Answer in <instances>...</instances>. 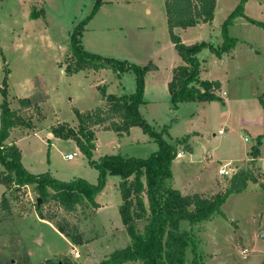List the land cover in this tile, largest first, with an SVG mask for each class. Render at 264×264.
I'll return each instance as SVG.
<instances>
[{"label": "rangeland", "instance_id": "rangeland-1", "mask_svg": "<svg viewBox=\"0 0 264 264\" xmlns=\"http://www.w3.org/2000/svg\"><path fill=\"white\" fill-rule=\"evenodd\" d=\"M94 3L95 0H0V45L10 68L13 90L28 93L33 96L34 103L44 105H39L41 113L32 107L18 109L26 115L29 112L34 118L33 123H40L37 134L20 141L25 151V164L37 172L50 170L63 181L84 178L96 184L98 170L75 148V142L55 138L49 143L46 126L53 117L70 121L73 100L82 108H91L92 94H100L95 81L105 86L108 93L129 95L134 92L136 75L130 69L114 72L109 68L95 75L79 74L74 79L64 75L63 78L59 67L65 68L67 61L73 58L69 40L75 26L85 20L77 36L85 51L147 66L144 86L148 81L160 82L163 87L170 69L181 61V57L169 37L164 0H112L102 3L92 13ZM240 4L246 16L237 13L226 26V34L235 41V57L220 58L222 55L218 57L209 47L222 45V24ZM248 17L264 22V0H216L211 23L197 24L180 34L186 43L210 45L197 52L196 58L200 66L206 67L209 78L225 82L229 104L222 105L218 99L210 103L185 102L173 109L168 102L164 106L151 103L141 110L145 121L154 130H163L164 140L175 144L178 151H181L182 143L193 147L191 158L175 157L171 162L174 188L189 186L194 190L209 191L217 178L228 176L220 175L218 168L229 159L232 168L244 165L253 146H258L257 157L264 171V111L257 98L264 93V72L260 63L262 56L249 47L254 42H261L264 27L248 21ZM2 76L0 56V82ZM196 83L193 82L198 86ZM48 86L55 90L46 91ZM219 91L217 89L215 93ZM13 104L18 107V100ZM227 116L229 121L223 124ZM243 116L250 120H242ZM218 129L223 134H219ZM137 130L140 133L133 130L121 136L111 130H100L96 136L99 149H93L92 153L147 157L155 145L143 144L139 137L142 129ZM72 151H77L78 155L72 159L63 157ZM187 162H191L189 167ZM0 172L6 173L2 165ZM254 173L258 181H264L262 171ZM118 179V175H107L99 196L96 195L95 200L103 203L102 209H93L83 200L74 211L67 212L53 200L40 201L52 227L57 229L56 224H59L70 232L77 230L80 244H74L66 237L68 243L31 215L19 222L10 219V214L20 217L21 212L35 209L38 194L32 184H16L5 189L11 209L7 213L0 206V264H20L26 256L33 264L44 257L60 261L69 257L76 264H99L113 250L128 245L130 237L118 210L121 203ZM222 183L220 192L224 191L227 181ZM3 190L4 186L0 184V195ZM143 199L148 208L146 192ZM221 210L225 216L218 214L210 221L192 225L187 220L180 221L179 228L190 231L194 240L184 264H191L194 256L202 264H264V190L259 183L249 182L242 192L230 194L221 204ZM137 223L140 229L145 224L143 220ZM17 228L31 229L33 236L40 235L39 243L30 238L21 242ZM244 247L249 253L243 258L241 250Z\"/></svg>", "mask_w": 264, "mask_h": 264}, {"label": "trees", "instance_id": "trees-1", "mask_svg": "<svg viewBox=\"0 0 264 264\" xmlns=\"http://www.w3.org/2000/svg\"><path fill=\"white\" fill-rule=\"evenodd\" d=\"M103 0H95L92 13ZM216 0H164L167 29L170 40L178 55L183 61L173 69L172 79L168 82L171 107L174 109L180 102L211 101L218 100L215 90L220 87L218 81L199 80V61L196 53L208 45L205 42L185 44L180 36L174 32L175 27L187 28L197 23H211L214 18ZM241 4L224 20L222 24L223 43L221 46L209 48L219 57L230 51L235 44L234 38L226 34V26L231 22V17L242 13ZM91 13V14H92ZM35 16V15H34ZM264 27L261 22L249 19ZM79 22L73 29L69 49L73 58L67 61L64 68L65 75H72L80 70L92 68H111L114 72L132 70L135 77V91L129 95L117 96L107 93L104 86L97 87L103 105L80 111L73 108L77 120V126L66 121L56 122L50 130L54 137L60 139H72L80 152L87 157L90 165L98 170V182H88L84 178H74L63 181L54 178L49 172L32 174L21 163V150L14 143H6L12 128H34L33 117L18 111L19 108L37 109L40 107L32 103L28 98H18L19 108L10 107L8 77L10 68L6 62V56L0 46L3 76L0 82V165L6 169V173L0 172V184L6 189L12 185H34L42 203L55 201L63 210L74 211L83 200L93 209L100 205L95 201V196L102 190L107 175L115 174L120 177L118 190L121 203L118 210L122 224L130 237V243L123 248L115 249L109 253L99 264H126L138 262L139 264H184L189 246L194 245L191 232L179 228L180 221L187 220L191 225L201 221H210L220 214L221 204L230 194L242 192L247 183H259L264 190V181H258L255 171V159L258 155V146L252 147L250 167L242 168L234 172L225 184L224 191L216 192L211 196L201 194H182L178 189L167 184L171 181V162L177 155V147L173 143L164 140L162 131H156L148 124L139 113L138 107L143 102V75L147 66L140 67L124 60L116 58H104L98 54L85 51L78 39L82 24ZM193 82H197L195 86ZM259 101L264 109V100ZM25 110V111H26ZM139 126L158 143V150L147 158L124 157L120 154L100 156L92 159V150L95 148V128L102 127L114 131L117 134L127 132L131 126ZM178 143V142H177ZM189 151L190 146H186ZM52 191V193H51ZM146 192L148 208H146L143 193ZM2 209L10 212L11 206L5 191L0 197ZM35 211L39 218L50 221L43 213L42 204L35 203ZM145 224L140 229L138 221ZM57 230L65 237L70 238L74 244H80V236L77 230L70 232L56 224ZM2 264H10L8 262ZM20 264H33L26 256ZM34 264H76L69 257L63 260L46 258ZM191 264H202L197 257L192 258Z\"/></svg>", "mask_w": 264, "mask_h": 264}, {"label": "crops", "instance_id": "crops-1", "mask_svg": "<svg viewBox=\"0 0 264 264\" xmlns=\"http://www.w3.org/2000/svg\"><path fill=\"white\" fill-rule=\"evenodd\" d=\"M123 1H126V2H130L131 0H123ZM39 2H41V1H39ZM106 2H112V0H103V4H105ZM102 4V5H103ZM215 12V11H214ZM243 15H244V17L246 16L244 13H243ZM30 17V16H29ZM166 19V18H165ZM249 19H252V20H254L253 18H250V17H248L247 18V20L249 21ZM254 21H256V20H254ZM251 22V21H250ZM261 23H263L264 24V22H261ZM198 25H202V24H208V23H203V22H201V23H197ZM196 24V25H197ZM166 25H167V22H166ZM195 26V25H194ZM193 26H190V27H187V28H185V29H183V28H180V27H175L174 28V32L176 33V34H178L179 36H180V38H181V35L180 34H182V32L183 31H185V30H188V29H190V28H192ZM182 40V39H181ZM263 40H264V36H263V38H262V40H261V42L260 41H257V42H254V43H252L249 47H250V49H252V50H254V52H256V54L257 55H259V56H262L261 57V60H260V63L263 65V72H264V46L262 45V42H263ZM183 42H185L184 40H182ZM185 44H191V43H186L185 42ZM1 46V45H0ZM235 45H234V47L229 51V52H226V53H223L222 54V56L220 57V58H224V57H228V56H231L232 58H234L235 57ZM61 61H57L56 63H60ZM184 63H183V61H182V59H181V61L179 62V63H177L176 65H173L172 66V68L170 69L171 71H170V74L168 75V77H167V79L165 80V82L164 83H162V85H163V87L161 86V84H160V82H148V81H146V84H145V86H144V91H143V102L139 105V107H138V109H139V113L141 114V110L142 109H145L146 107H147V105H150L151 103H153V104H156V105H162V106H164L167 102L169 103V104H171V102H170V93H169V90H168V82L172 79V76H173V69L175 68V67H177V66H179V65H183ZM200 71H199V77H200V80H210V81H218L219 83H220V87L218 88V89H220V91H219V93L218 94H216V95H218L219 96V101H221V104L222 105H226V104H229L230 102V100H229V98H228V92L226 91V86H225V82L223 81V80H221V79H214V78H209L208 77V73H207V71H206V67H204V65H201L200 67ZM105 69H109V68H100V69H98V70H94V69H92V68H87V69H83V70H80V71H78V72H76V73H73L72 75H68V76H66L65 75V73H64V68H62V66L61 67H59V71L61 72V74H62V77L64 78L65 76L66 77H69L70 79H74V77H76L77 75H79V74H82L83 76H87L88 74H92V75H95V74H98L99 72H103ZM262 72V73H263ZM65 75V76H64ZM10 76H11V73L9 74V77H8V85H9V99H10V107L11 108H13V109H18L19 108V105H18V107H16V106H14V101L15 100H17L18 98H23V97H26V98H28L29 100H31V102L32 103H34V102H36L34 99H33V96H31L30 94H28V93H20V91H17V90H13V88H12V83H11V80L9 79L10 78ZM99 81H95L94 82V84L96 85V86H99V85H101V86H103L101 83H99ZM49 85H51V84H49ZM136 86V85H135ZM105 87V86H104ZM48 89H45L46 91L47 90H49V91H54L55 90V88H53V86H48L47 87ZM135 88V87H134ZM133 91H135V89L133 90ZM107 92V91H106ZM108 93V92H107ZM113 94V93H112ZM115 95H117V96H120V95H118V94H115ZM260 97H262V99L264 100V93L263 94H260V95H258V101H259V98ZM216 101H218V100H211V101H188V102H201V103H210V102H216ZM1 102V101H0ZM73 102H74V104L73 105H71V107L72 108H76V109H78V108H80V109H78V110H80V111H84V110H88V108L86 109V108H82V107H80V105L78 104V102L76 101V100H73ZM37 103H39V105L42 107H44V105H42V103L41 102H37ZM103 103H104V100L101 98V95L100 94H98V92H94V94H92V96H91V103L90 104H93V106H91V108H94V107H96V106H101V105H103ZM181 103H185V102H180L179 104H181ZM259 103H260V101H259ZM261 104V103H260ZM261 107H262V105H261ZM91 108H89V109H91ZM83 109V110H82ZM262 109H263V107H262ZM263 111H264V109H263ZM43 112V111H42ZM261 112H262V110H261ZM44 114V113H43ZM142 115V114H141ZM45 116V115H44ZM143 116V115H142ZM228 119V116L225 118V120H223V124H224V122L226 121H229V119ZM246 120V121H249L250 120V118H248L247 116H243V118H242V120ZM33 120H34V118H33ZM43 120V119H42ZM62 122V120L59 118V117H53V119L52 120H50L49 121V123L47 124V126H46V128H47V130H46V137L48 138L47 140H48V142L49 143H52V141H53V139H55V138H57V137H54L53 136V134L51 133V130H50V127H51V125L52 124H54V123H56V122ZM67 122H69L70 124H72V125H75L76 123H77V120H76V117H75V114L73 113V117H71V119H70V121H67ZM39 122H35L34 121V125H35V127L34 128H32V129H26V128H18V127H14V128H12L11 130H10V132H9V136H8V138L6 139V143H8V144H10V143H12V142H14L19 148H20V150H21V163H22V165L24 166V168L28 171V172H30V173H32V174H39V173H43V172H49L54 178H56V179H59V180H62V179H60V178H58V177H56L54 174H53V172L52 171H42V172H37V171H34L33 169H31L30 167H28L26 164H25V162H24V150H23V147L21 146V144H20V141H21V139H23V138H25V137H27V136H30V135H33V134H37L38 133V129H39ZM140 127L139 126H131L130 128H129V130L127 131V132H124V133H122V134H117V133H115L114 131V133L115 134H117V136L119 135V136H121V135H123V134H125V133H130L131 131H133V130H135L136 132H138V130L137 129H139ZM109 130V129H105V128H102V127H96L95 128V150L97 151L98 149H99V145H98V143H97V140H96V136H97V133L100 131V130ZM112 131V130H111ZM142 131V130H141ZM221 129H218L217 130V132L219 133V134H223V132L221 131ZM138 133H140V132H138ZM141 139H142V143L144 144L145 142H148V143H151V144H154L155 145V147H153L152 148V151H150V154L151 153H153V152H155V151H157L158 150V148H159V146L158 145H156V144H158L156 141H154L148 134H146V133H144L143 131H142V135H140L139 136ZM57 139H60V138H57ZM247 139V138H246ZM74 141V140H73ZM260 142H261V140H260ZM76 144V143H75ZM182 145H183V147H182V149H181V151H184V152H182V155L181 156H176V157H178V158H183V157H188V159L189 158H191L192 156H193V147L190 145V144H188V143H182ZM186 146H190L191 147V149L188 151L187 149H186ZM75 148L76 149H78V147H77V145L75 146ZM157 148V149H156ZM95 150H94V152H95ZM72 152H75V154L76 155H78V153H77V151H72ZM93 152V151H92ZM70 153V152H69ZM65 154H68V153H65ZM64 154V155H65ZM103 154L104 153H100V154H95V153H92V158L94 159V160H97L100 156H103ZM110 154H120V153H110ZM109 153L108 154H104V155H110ZM149 154V155H150ZM250 154L251 155H249V157H247L246 158V160H245V164L244 165H241V166H236V168H232L231 167V159H229V160H227L226 162H225V164H227V165H229V166H227L226 167V169H228V174H226V175H228L225 179H223V178H217V180H216V182H215V184H214V186H213V188H211L209 191H203V190H194L193 188H191V187H189V186H184L183 188H175V189H178L182 194H194V193H197V194H201V195H204V196H211L212 194H214V193H216V192H218L219 190H221L222 188L221 187H223V185H224V183H222L223 181H227V179L234 173V172H236L237 170H239V169H242V168H246V167H250L251 165L249 164V161L251 160V158H252V152H250ZM64 155H63V157H64ZM121 155V154H120ZM148 155V156H149ZM122 156H124V155H122ZM147 156V157H148ZM124 157H127V156H124ZM128 157H133V156H128ZM147 157H138V158H147ZM191 164V162H187V167H189V165ZM255 171L257 172V171H262V177H263V179L262 180H264V171L262 170V168H261V166L259 165V159H258V157L256 156V159H255ZM220 168V167H219ZM219 168H218V170H217V172L219 173ZM232 168V170H230ZM220 174V173H219ZM220 175H222V174H220ZM222 176H225V175H222ZM172 179L173 178H171V181H170V186L171 187H173L172 186ZM119 180H120V177H119V179H118V182H119ZM250 182V181H249ZM249 182H248V184H249ZM247 184V185H248ZM117 186H118V183H117ZM174 188V187H173ZM5 187H4V190L1 192V194L5 191ZM1 196V195H0ZM97 196H99V195H97ZM96 197V196H95ZM99 205H100V207H98L99 209H102L103 208V203H100V202H98L97 200H95ZM98 209V210H99ZM223 212V211H222ZM8 213V212H7ZM224 213V212H223ZM29 215H31V216H33L34 218H35V220L38 222V223H41V224H44V225H47V226H49L50 227V229L54 232V233H56L57 235H60L62 238L64 237L66 240H67V242L69 243L70 241L62 234V233H60L57 229H55L54 227H52V224L51 223H49L47 220H45V219H41V218H39L38 217V215H37V213H36V211H35V209H32V210H27L25 213H23V212H21V216L19 217V216H16V217H14V215L13 214H10V219H11V217H12V220H14V221H20V220H23V219H25V217H27V216H29ZM225 215V214H224ZM17 217H19V218H17ZM215 217V216H214ZM231 221V220H230ZM235 225V229H236V227H237V225L236 224H234ZM237 230V229H236ZM17 233H18V237H19V239H20V241L22 242V241H24V239L25 238H30V239H32V241L34 242V243H36V244H38L39 243V237H40V235H36V236H33V234H32V230L31 229H25V230H20V228L18 229L17 228ZM28 236V237H27ZM244 248H246V247H244ZM248 253H249V250H248ZM28 255L29 256H31V258L33 259V257H32V255H31V253H30V250H28ZM248 255V254H247ZM46 258H48V257H44V258H42V259H40V260H43V259H46Z\"/></svg>", "mask_w": 264, "mask_h": 264}, {"label": "built area", "instance_id": "built-area-1", "mask_svg": "<svg viewBox=\"0 0 264 264\" xmlns=\"http://www.w3.org/2000/svg\"><path fill=\"white\" fill-rule=\"evenodd\" d=\"M262 45L264 46V40H263V42H262ZM221 131H222V130H221ZM221 131H220V132H221ZM245 140H247V139L245 138ZM74 155H75V152L68 153V154H65V155H64V158H65V159H72ZM181 155H182V151H178L176 156H181ZM227 166H229V165H227V164H223V165H221L220 168H219V173L222 174V175H226V174H228V169H226ZM230 170H232V168H231ZM241 254H242V257H243V258L246 257L247 254H248V249H247V248H243V249L241 250Z\"/></svg>", "mask_w": 264, "mask_h": 264}, {"label": "water", "instance_id": "water-1", "mask_svg": "<svg viewBox=\"0 0 264 264\" xmlns=\"http://www.w3.org/2000/svg\"><path fill=\"white\" fill-rule=\"evenodd\" d=\"M40 201H41V198H38V204L40 203Z\"/></svg>", "mask_w": 264, "mask_h": 264}]
</instances>
